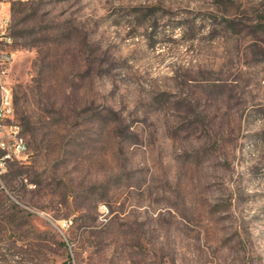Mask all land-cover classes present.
Wrapping results in <instances>:
<instances>
[{
	"label": "rangeland",
	"instance_id": "1",
	"mask_svg": "<svg viewBox=\"0 0 264 264\" xmlns=\"http://www.w3.org/2000/svg\"><path fill=\"white\" fill-rule=\"evenodd\" d=\"M3 8L0 264H264V0Z\"/></svg>",
	"mask_w": 264,
	"mask_h": 264
},
{
	"label": "built area",
	"instance_id": "2",
	"mask_svg": "<svg viewBox=\"0 0 264 264\" xmlns=\"http://www.w3.org/2000/svg\"><path fill=\"white\" fill-rule=\"evenodd\" d=\"M9 0H0V42L7 43V50L0 51V100H5L6 111L0 115V174L5 170L6 163L15 158L21 157L27 153L21 142L22 128L19 123L14 120L12 115L11 94L14 93L9 83L10 67L13 63L15 52L9 46L12 42L10 35V14L3 8L4 2ZM69 225L65 219L59 223V229H63Z\"/></svg>",
	"mask_w": 264,
	"mask_h": 264
},
{
	"label": "bare ground",
	"instance_id": "3",
	"mask_svg": "<svg viewBox=\"0 0 264 264\" xmlns=\"http://www.w3.org/2000/svg\"><path fill=\"white\" fill-rule=\"evenodd\" d=\"M2 43H4L6 48H0V51L7 50V43L6 42H2ZM11 103H12V105H14V103H15L13 93L11 94ZM5 111H6V102H5V100H0V115H2V112H5ZM14 111H15V105L12 107V115H14ZM19 128H22L20 123H19ZM21 142H22L24 149H26V151H27L28 150V144H27L26 140L23 138V133L21 135Z\"/></svg>",
	"mask_w": 264,
	"mask_h": 264
}]
</instances>
